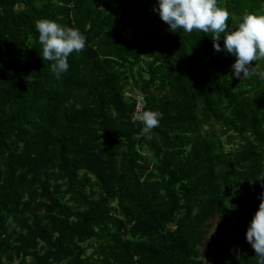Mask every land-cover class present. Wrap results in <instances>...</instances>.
<instances>
[{
  "label": "trees",
  "instance_id": "16d2710c",
  "mask_svg": "<svg viewBox=\"0 0 264 264\" xmlns=\"http://www.w3.org/2000/svg\"><path fill=\"white\" fill-rule=\"evenodd\" d=\"M154 3L0 0V264H256L264 56L233 78L211 33L172 32ZM217 5L232 29L264 14ZM40 19L85 37L59 79ZM137 95L161 113L150 133Z\"/></svg>",
  "mask_w": 264,
  "mask_h": 264
},
{
  "label": "clouds",
  "instance_id": "9594fccd",
  "mask_svg": "<svg viewBox=\"0 0 264 264\" xmlns=\"http://www.w3.org/2000/svg\"><path fill=\"white\" fill-rule=\"evenodd\" d=\"M152 11L172 32L183 29L189 34L194 30L211 33L213 49L217 52L226 51L235 58L230 66L233 78L240 80L241 77L252 75V62L258 56H264V14L244 13L232 29L226 23L229 11L219 7L217 0H155ZM35 29L42 46L40 57L51 62L50 70L59 79L69 69V54L84 49L85 37L78 29L59 25L49 19L37 20ZM221 38L222 45L217 42ZM160 117L158 111H143L139 116L143 123L142 133H150L157 127ZM260 178H264V174ZM259 199L258 208L247 224L245 240L255 252L256 264H264V191L260 193Z\"/></svg>",
  "mask_w": 264,
  "mask_h": 264
},
{
  "label": "built area",
  "instance_id": "2783aa9c",
  "mask_svg": "<svg viewBox=\"0 0 264 264\" xmlns=\"http://www.w3.org/2000/svg\"><path fill=\"white\" fill-rule=\"evenodd\" d=\"M135 101H136V105H135V113L136 114H135V117L138 120H140L139 116L143 112V108H144V105H145L142 95H137L135 97Z\"/></svg>",
  "mask_w": 264,
  "mask_h": 264
}]
</instances>
